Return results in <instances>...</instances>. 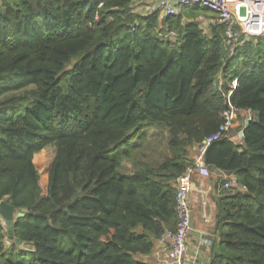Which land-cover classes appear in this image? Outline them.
I'll return each mask as SVG.
<instances>
[{"label": "trees", "instance_id": "1", "mask_svg": "<svg viewBox=\"0 0 264 264\" xmlns=\"http://www.w3.org/2000/svg\"><path fill=\"white\" fill-rule=\"evenodd\" d=\"M148 1L0 0V203L21 214L16 247L0 217V264H148L176 225V179L228 104L254 117L204 154L209 177L237 182L214 185L208 264H264V37L230 53L222 26L197 21L207 9L133 11ZM148 133L168 154L128 169ZM51 146L44 193L34 159Z\"/></svg>", "mask_w": 264, "mask_h": 264}, {"label": "built area", "instance_id": "2", "mask_svg": "<svg viewBox=\"0 0 264 264\" xmlns=\"http://www.w3.org/2000/svg\"><path fill=\"white\" fill-rule=\"evenodd\" d=\"M145 4L166 18L177 16L185 8L207 9L208 28L223 27V36L231 46L230 53H233L242 35L247 38L264 37V0H152ZM234 87L235 84L232 85ZM237 113L239 112L228 104V108L221 113L222 123L217 132L204 141L203 146L194 153L190 166L176 179V225L174 230H166L157 241L161 257L159 264H200L197 253L190 255L189 247L193 230L191 195L194 191V179L209 177L204 154L211 143L228 137ZM236 186V180L230 178L224 182L223 189L229 190ZM200 243L204 244L205 241L202 239Z\"/></svg>", "mask_w": 264, "mask_h": 264}, {"label": "rangeland", "instance_id": "3", "mask_svg": "<svg viewBox=\"0 0 264 264\" xmlns=\"http://www.w3.org/2000/svg\"><path fill=\"white\" fill-rule=\"evenodd\" d=\"M201 9V8H200ZM133 11L138 14V15H149L151 14L152 8L148 6V4H144V3H136L133 6ZM159 17L163 18V15L159 13ZM202 18V20H201ZM200 19H198L197 21L199 22V24L201 25V27L207 31L208 29V24H207V20L209 19V14L207 15H203V17H201ZM185 21V20H183ZM253 114L251 113H237L236 117H235V122L233 125V128L229 131V135L233 138V141L236 143H239V133L240 131L243 129L244 127V123L246 120H249L251 118H253ZM166 142H167V138L165 137L164 134L159 133L157 134V136H151L150 133H148L145 136V141L144 142H138V149L136 150L135 154L134 152H132V164H126L128 169H131L133 164H134V156H135V162H137L140 159V156H142V160L146 163L149 164H153V163H158L161 160H163V158L168 154V150L166 148ZM55 154V149L54 147H48L46 149H44L42 152L38 153L35 156L34 159V163L37 169V172L39 174V181H40V185L41 188L43 190V192H46V186H47V180H48V168L53 160ZM221 179L216 178L215 176H213V174L210 175L209 178L207 179H202V183L198 182L200 185H203L202 189L206 192L204 194H206V198L208 199H213L215 198V196L213 195H217V194H212L213 190H214V185H218L220 183ZM196 181V185L198 184ZM199 186V185H197ZM196 189V188H195ZM199 190V188L196 189V191ZM233 189L231 191H226L224 192L225 194L229 193V192H234ZM194 192L195 194L197 192ZM218 197V196H217ZM216 197V198H217ZM215 198V199H216ZM15 245V242L13 241H8L7 236H5L4 239V245L5 247H9L10 245ZM16 247V245L14 246ZM18 248H20L23 251H27V250H31L30 246H26V245H20L18 246ZM200 263H202L201 259H200Z\"/></svg>", "mask_w": 264, "mask_h": 264}, {"label": "crops", "instance_id": "4", "mask_svg": "<svg viewBox=\"0 0 264 264\" xmlns=\"http://www.w3.org/2000/svg\"><path fill=\"white\" fill-rule=\"evenodd\" d=\"M213 176L222 181H226L232 176H228L224 173L220 172H212ZM203 178L196 177L194 179V191L191 195V208H192V232L189 238V247H190V255L197 253L198 262L200 263V259L202 263L200 264H208L213 253L216 251L218 246V239L216 235L213 233L214 222H215V214L216 207L215 201L217 195L213 199L206 198V193L198 182L202 183ZM204 180V179H203ZM195 181L198 183L197 186ZM203 184V183H202ZM199 190L196 191V189ZM197 192L196 194L194 192ZM212 194H217V191L213 190ZM204 240L205 243L201 244L200 241ZM160 255L158 254V246L149 256L139 257V259L148 264H159L160 263Z\"/></svg>", "mask_w": 264, "mask_h": 264}, {"label": "water", "instance_id": "5", "mask_svg": "<svg viewBox=\"0 0 264 264\" xmlns=\"http://www.w3.org/2000/svg\"><path fill=\"white\" fill-rule=\"evenodd\" d=\"M250 120H246L243 129L239 133V137L242 138L244 129L248 126ZM132 133V132H131ZM0 217L4 225L8 228V241H12V227L15 220L21 217V214L11 205L6 202L0 203Z\"/></svg>", "mask_w": 264, "mask_h": 264}]
</instances>
